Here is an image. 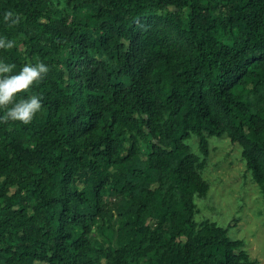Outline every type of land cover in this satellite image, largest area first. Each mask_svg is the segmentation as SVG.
<instances>
[{
  "label": "trees",
  "instance_id": "16d2710c",
  "mask_svg": "<svg viewBox=\"0 0 264 264\" xmlns=\"http://www.w3.org/2000/svg\"><path fill=\"white\" fill-rule=\"evenodd\" d=\"M47 1L0 0V35L22 36L31 55L66 50L30 86L42 99L33 119L0 122V239H8L0 260L125 264V247L89 238L109 190L135 205L138 254L163 245L164 264H255L244 241L228 236L230 224L194 219V196L208 189L198 170L212 136L238 143L264 182V107L253 110L237 92L264 86V0H66L92 7L83 19L52 14ZM185 5L186 21L176 14ZM7 10L18 23L3 21ZM224 21L235 29L230 43L215 35ZM193 135L201 155L189 148ZM25 137L30 149L8 153ZM150 206L152 231L142 226Z\"/></svg>",
  "mask_w": 264,
  "mask_h": 264
},
{
  "label": "rangeland",
  "instance_id": "374dc122",
  "mask_svg": "<svg viewBox=\"0 0 264 264\" xmlns=\"http://www.w3.org/2000/svg\"><path fill=\"white\" fill-rule=\"evenodd\" d=\"M108 0L95 1L98 3H107ZM206 4V0H203ZM47 7L52 14H65L73 19H83L92 11V7L81 5L79 9L73 8L66 3V0H48ZM188 5L176 10V14L184 21L187 20ZM219 11V6L216 7ZM223 12L220 11V15ZM225 23V25H223ZM215 30L222 41L230 43L234 39L235 29L230 27L226 21ZM15 41L14 46L9 49H0V59L11 63L14 60L16 70L25 63H36L43 61L49 68L53 67L57 58L63 57L66 50L54 51L47 49V55L30 54V42L22 36L10 34L7 37ZM53 60H49V58ZM34 94L29 89L23 90ZM237 92L245 99L251 102L253 110H261L264 107V86H239ZM5 109L0 108V115ZM11 121V120H8ZM209 154L205 165L199 169L202 178L208 183L207 191L194 196L195 214L194 219L201 221L209 219L215 221L218 225L228 229V236L233 239H242L244 247L249 255V261L256 260L255 264H264V182L258 183L253 178L251 172L247 169L246 162L241 156V147L238 143L231 142L228 137L212 136L209 137ZM33 141L25 137L20 143L10 141V154H17L26 151L33 146ZM192 152L199 155L200 150L196 136H191L187 140ZM146 142L141 141L139 148V160L145 158L147 147ZM4 147L2 146L1 149ZM4 155L7 151L3 152ZM157 183L149 184L151 189L155 188ZM14 188L10 189V193ZM104 200L106 201V212L101 215L92 226V232L89 236L92 244H100L103 249L114 250L117 247H125L123 259L125 264H164L162 261L163 245L158 250L148 252L146 255L138 254L132 245L139 243L140 240L137 229L139 221L135 222V205H132L128 194L119 196L106 190ZM3 202L0 198V208ZM156 208L150 206L143 213L142 226L152 231L157 224ZM237 220L235 223L233 219ZM128 221L131 227L122 231L120 228ZM168 236L167 233L164 234ZM8 239H0V246H4ZM131 241V244H130ZM143 247V246H142ZM101 261H106L101 258ZM0 264H5L0 260ZM34 264H43L35 262Z\"/></svg>",
  "mask_w": 264,
  "mask_h": 264
},
{
  "label": "clouds",
  "instance_id": "9594fccd",
  "mask_svg": "<svg viewBox=\"0 0 264 264\" xmlns=\"http://www.w3.org/2000/svg\"><path fill=\"white\" fill-rule=\"evenodd\" d=\"M2 19L10 24L19 22V16L11 10L5 11ZM14 43L15 41L0 35V49L12 48ZM15 68L14 63L0 59V108L5 109L0 115V122L19 120L27 124L41 109L42 99L37 94L19 98L16 94L29 89L34 82L42 80L49 71V66L43 61H38L25 63L19 71H13Z\"/></svg>",
  "mask_w": 264,
  "mask_h": 264
}]
</instances>
